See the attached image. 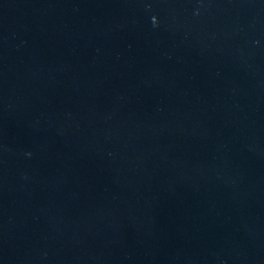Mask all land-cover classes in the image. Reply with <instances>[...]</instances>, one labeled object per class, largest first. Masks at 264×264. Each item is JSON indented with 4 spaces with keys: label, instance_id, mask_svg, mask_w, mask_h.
<instances>
[{
    "label": "water",
    "instance_id": "95a60500",
    "mask_svg": "<svg viewBox=\"0 0 264 264\" xmlns=\"http://www.w3.org/2000/svg\"><path fill=\"white\" fill-rule=\"evenodd\" d=\"M0 264H264V0H0Z\"/></svg>",
    "mask_w": 264,
    "mask_h": 264
}]
</instances>
